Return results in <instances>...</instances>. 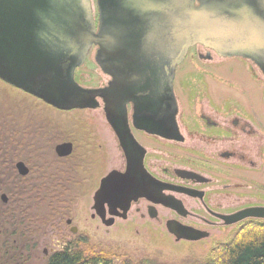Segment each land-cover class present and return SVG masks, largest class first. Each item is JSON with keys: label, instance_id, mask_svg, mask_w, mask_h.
<instances>
[{"label": "flooded vegetation", "instance_id": "obj_1", "mask_svg": "<svg viewBox=\"0 0 264 264\" xmlns=\"http://www.w3.org/2000/svg\"><path fill=\"white\" fill-rule=\"evenodd\" d=\"M85 1L86 7L83 6L84 14L82 12L81 19L84 22L87 20L86 23L89 27L91 24L93 25L92 34L97 35L99 31H106L104 33L108 36L122 32H125L126 36L135 37L154 35V30L148 28V26H152V22H156L154 18L157 14L154 12L153 6H149L150 8L144 11V17L154 20L151 22L146 20V26L140 28L137 25L138 20H141L140 12H136L134 9L125 14L117 0H110V4L106 3L109 0L103 2L100 0L101 6L98 5V0ZM155 1L162 2L163 0ZM100 17L105 22L104 29L101 30L99 29ZM155 32L157 34L159 31L155 30ZM198 46L200 45L188 48L183 60L189 49L194 48L198 51L200 60L212 61L210 50L205 48L206 53L202 55L197 49ZM92 48L95 61L98 46L92 44L88 52ZM128 60L131 59L128 58ZM132 61H122V68L116 65L105 66L106 72L95 61L105 79L97 86L86 88L99 89L103 96H95L91 106L69 109L58 107L51 104L47 98L38 96L34 92L36 91L35 87H33L35 90L26 91L0 78L4 83L59 112L102 109L108 128V141L113 142L119 161L110 165L108 169L106 168L104 173L98 177L97 185L90 198L88 219L97 221L106 231L113 226L126 223L129 217H135V225L138 221L147 220L155 222L156 225L163 224L164 228L167 221L173 220L184 226L205 232L207 236L200 240L211 237L213 229L224 227L237 229L249 220L264 221L261 218L246 217L231 222V219L228 218L249 209L264 208V119L255 115L251 110H238L234 105L230 106L232 100L229 101L226 109H205L199 99L198 108L189 111L191 114L188 112L189 115L183 116L184 113L179 109L180 104L174 91V70L171 91L176 104V114L174 117L175 127L171 126L170 120L167 118L166 107L168 104L162 105L159 99L156 100L154 90L149 87V84L155 85L156 82L145 80L144 70L136 60ZM82 64L77 66L74 71ZM121 78L124 79L121 82L122 87L115 83ZM77 85L79 84L77 83ZM115 86L119 87L117 88L118 100L109 102L108 98H111ZM201 91L203 97L207 99L205 90L202 88ZM164 99H166L165 96L162 100ZM104 100L107 101V104ZM105 105H107V112L104 110ZM29 136L30 134L27 137ZM31 139L30 137L27 143L11 142L6 146L8 151L0 148V165L4 167V171L5 167H9L10 175L7 178L9 177L10 181H13L10 182L11 188L8 193H0L2 202L0 207H6L9 223L14 220L12 214L23 212V209L29 208L26 205L27 202V204L30 203L29 196H22L26 191L28 194V188H31L27 182L28 178L38 179L40 176L45 178L48 176L43 173L47 166L43 165L42 171L40 170L42 167L31 165L35 159L42 161L39 156L34 158L31 150L35 148L32 147ZM74 141L65 139L54 145L53 152L56 158L53 163L55 166L64 165L69 158L70 161H74L71 159L75 152ZM62 143H71L72 149L67 156H58L55 152V147ZM108 154L110 155V151ZM107 161L112 160L109 161L108 158ZM18 162L25 166L26 174L18 173L16 168ZM224 162L235 168L222 169ZM45 165L47 164L45 163ZM70 166L71 171H81L82 169L79 163ZM4 174L3 172L0 176L5 177ZM17 176L21 178L23 185L28 189L23 193L19 192L18 186L14 183ZM50 178V181L53 180L52 177ZM76 181V179L72 181L65 179L66 183L71 182L74 185H76ZM39 182L41 181L39 180ZM103 182L104 184H102ZM65 185L61 182V186L58 185L54 188V185L49 182H41L42 190L35 189L43 193V197L48 198L49 195L53 196L55 191L49 194L47 188L50 190L54 188L56 195L66 198L71 193L68 192ZM102 186L104 193H107V197L104 199L98 198ZM68 210L67 208L65 212L68 216L65 214L63 220L61 217L58 219V221H64L65 225L64 231L59 233L64 246L58 251L44 248L42 252L46 258L54 252L65 249L72 250L75 246L83 248V244L87 242L86 239L89 235L87 230H79V227L73 223V217L67 212ZM159 210H163L167 214H165L166 217L161 218ZM81 232H85L81 237L83 240L74 242L68 238V235L77 236ZM12 235L14 232L10 231L7 239L8 246L12 244L9 243V237H13ZM63 239H67V241ZM12 242H14V238Z\"/></svg>", "mask_w": 264, "mask_h": 264}, {"label": "rangeland", "instance_id": "obj_2", "mask_svg": "<svg viewBox=\"0 0 264 264\" xmlns=\"http://www.w3.org/2000/svg\"><path fill=\"white\" fill-rule=\"evenodd\" d=\"M197 49L205 55L206 49L203 46ZM210 51L212 61H205L200 60L196 49H189L186 58L175 69L174 91L181 105L179 109L185 114L183 116L198 108L199 99L205 109H226L232 100L230 106L234 105L238 110H251L264 119V76L258 67L249 60L219 57ZM73 79L83 88L97 86L105 79L94 61L93 48L82 66L74 71ZM202 88L207 99L203 97ZM107 132L101 108L59 112L0 80V148L8 151L6 146L11 142L27 143L31 137L30 142L35 148L31 150L32 154L34 158L39 156L42 159L41 162L33 160L31 165L42 167L40 170L43 165L47 166L43 173L48 175L47 178H28L27 182L31 186L28 194L27 191L23 193L27 188L21 178L15 177L14 183L19 192L23 193L22 196L28 195L30 203H26L28 209L12 214V224L8 222L6 207H0V264H46L43 249L58 251L64 246L59 233L64 231L62 220L68 216L65 213L67 208L73 223L80 231L86 229L89 234L86 244H83L86 254H102L109 264H136L142 260H150L155 264H191L205 258L214 244L228 239L235 228L213 229V235L208 239L188 242L175 241L163 224L156 225L155 222L144 220L135 225V217H129L126 223L113 226L107 231L97 221L88 219L90 198L98 177L106 168L119 161L113 142L108 141ZM60 139L76 140L75 152L71 156L74 161L69 158L64 165L55 166L53 147ZM108 158L112 161L108 162ZM76 163H79L81 171H71L70 165ZM8 168L5 167L4 171L0 165V174L5 173V177L0 176V193H8L10 182H13L7 178L10 175ZM221 168L228 170L235 167L224 162ZM50 177L53 180L50 181ZM65 179H76V185L66 183ZM39 180L53 184L54 188L63 182L71 194L66 198L59 197L54 188H47L49 194L53 191L55 193L48 198L43 197L44 194L35 189L42 190ZM165 214L159 210L161 218L166 217ZM60 217L62 220L58 221ZM10 231L14 232L13 237H9L11 247L7 240ZM83 233L68 235V238L74 242L80 241Z\"/></svg>", "mask_w": 264, "mask_h": 264}, {"label": "water", "instance_id": "obj_3", "mask_svg": "<svg viewBox=\"0 0 264 264\" xmlns=\"http://www.w3.org/2000/svg\"><path fill=\"white\" fill-rule=\"evenodd\" d=\"M117 1L125 14L134 9L140 12V28L146 26V20L156 19L148 26L154 35L135 37L122 32L108 36L106 31L92 34L93 25L89 27L87 20L81 19L85 0H0V78L26 91L35 87L38 96L61 108L91 106L95 96L103 95L99 89L77 85L73 71L84 62L94 44L98 46L95 61L104 72L105 66L122 68V61L139 63L145 80L156 82L149 87L156 100L168 104L167 118L175 127L176 104L171 83L175 67L191 46L201 45L220 57L252 61L264 76V0ZM101 2L98 0V5ZM149 6L157 14L152 20L144 17ZM99 23V29H104L102 17ZM155 30L159 32L155 34ZM123 80H117L116 85L122 87ZM117 88L113 87L109 102L118 100ZM164 96L166 99L162 100ZM104 110L107 112V105ZM71 149V143H62L55 147V152L67 156ZM16 168L21 175L27 173L21 162L16 163ZM99 197H107L103 186ZM246 217L264 219V208L249 209L228 218L236 222ZM165 228L175 241H197L207 236L173 220L167 221Z\"/></svg>", "mask_w": 264, "mask_h": 264}, {"label": "trees", "instance_id": "obj_4", "mask_svg": "<svg viewBox=\"0 0 264 264\" xmlns=\"http://www.w3.org/2000/svg\"><path fill=\"white\" fill-rule=\"evenodd\" d=\"M102 254H86L83 248L54 252L46 264H109ZM131 264V263H122ZM136 264H155L142 260ZM191 264H264V221L249 220L231 231L228 239L217 242L207 256Z\"/></svg>", "mask_w": 264, "mask_h": 264}]
</instances>
